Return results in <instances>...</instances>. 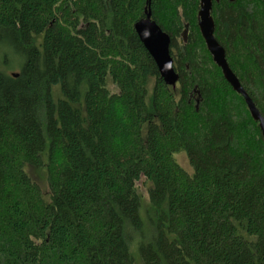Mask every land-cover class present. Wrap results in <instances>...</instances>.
<instances>
[{
  "label": "trees",
  "instance_id": "16d2710c",
  "mask_svg": "<svg viewBox=\"0 0 264 264\" xmlns=\"http://www.w3.org/2000/svg\"><path fill=\"white\" fill-rule=\"evenodd\" d=\"M147 3L0 0V264H264L259 122L207 48L200 0H151L179 75L165 83L134 28ZM211 14L264 116V0Z\"/></svg>",
  "mask_w": 264,
  "mask_h": 264
},
{
  "label": "water",
  "instance_id": "95a60500",
  "mask_svg": "<svg viewBox=\"0 0 264 264\" xmlns=\"http://www.w3.org/2000/svg\"><path fill=\"white\" fill-rule=\"evenodd\" d=\"M219 2L220 0H215ZM235 1V0H230ZM214 0H200L199 28L205 40L207 48L212 55L214 62L221 68L225 79L233 89L241 94L248 106L254 120L259 122L264 139V116L256 107L254 101L249 96L245 88L233 72L226 58V50L215 36L216 25L212 17V7ZM145 16L138 20L135 25L140 40L144 44L149 54L154 59L158 70L166 84L176 86L179 75L174 67V60L171 56V37L152 18L151 0H148ZM17 76V74H14Z\"/></svg>",
  "mask_w": 264,
  "mask_h": 264
},
{
  "label": "rangeland",
  "instance_id": "374dc122",
  "mask_svg": "<svg viewBox=\"0 0 264 264\" xmlns=\"http://www.w3.org/2000/svg\"><path fill=\"white\" fill-rule=\"evenodd\" d=\"M13 55V54H11ZM12 57V56H11ZM13 58V57H12ZM13 65L17 68H14L13 70H10V72H18L19 71V63L16 59L13 60ZM110 89L112 91H116V88L111 84ZM176 159L179 162V164L190 174H192L193 169L189 163L188 157L185 153H179L176 155ZM32 175L40 182L42 185V188L44 189L46 184H45V175L43 174L42 171H34L31 170ZM150 184L146 181L145 178H142L139 182H137V189L139 194L141 195L142 198V203H143V214L146 215L148 213V208H149V197H148V190H149Z\"/></svg>",
  "mask_w": 264,
  "mask_h": 264
},
{
  "label": "flooded vegetation",
  "instance_id": "af4514ba",
  "mask_svg": "<svg viewBox=\"0 0 264 264\" xmlns=\"http://www.w3.org/2000/svg\"><path fill=\"white\" fill-rule=\"evenodd\" d=\"M215 1V0H214Z\"/></svg>",
  "mask_w": 264,
  "mask_h": 264
}]
</instances>
